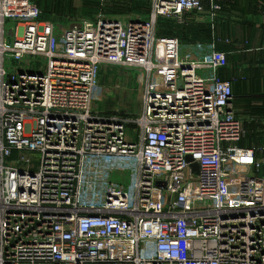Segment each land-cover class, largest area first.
Segmentation results:
<instances>
[{
	"label": "built area",
	"instance_id": "1",
	"mask_svg": "<svg viewBox=\"0 0 264 264\" xmlns=\"http://www.w3.org/2000/svg\"><path fill=\"white\" fill-rule=\"evenodd\" d=\"M209 4L59 26L0 0V264H264V145H243L227 55L156 35L160 18L213 28ZM104 66L147 73L138 116L92 109Z\"/></svg>",
	"mask_w": 264,
	"mask_h": 264
},
{
	"label": "crops",
	"instance_id": "2",
	"mask_svg": "<svg viewBox=\"0 0 264 264\" xmlns=\"http://www.w3.org/2000/svg\"><path fill=\"white\" fill-rule=\"evenodd\" d=\"M214 2L218 4L219 12L213 28L211 26L209 28L211 31L208 38L209 46L215 42V48L224 52L228 59V66L218 74L223 80L233 82L232 91L237 101L235 106H238L237 118L244 123L248 135L253 133L258 137V133L264 134V0H214ZM69 4L76 9L87 8V11H93L85 13L80 21L96 19L101 11L109 10V7L114 11H137L135 8L140 5L142 9L139 10L142 13L136 15V18L142 20L147 18L150 12V0L94 2L80 0ZM204 5L208 8L209 0H204ZM98 11L100 12L95 13ZM200 25H202L200 18L197 19L194 15L187 16L186 26L181 28L186 29L185 32L182 31L186 43L195 44L192 43V35L187 33V30L190 32L191 27ZM190 50L197 51L195 46ZM245 68L246 76H242L240 70L244 71ZM246 142L244 146H248Z\"/></svg>",
	"mask_w": 264,
	"mask_h": 264
},
{
	"label": "rangeland",
	"instance_id": "3",
	"mask_svg": "<svg viewBox=\"0 0 264 264\" xmlns=\"http://www.w3.org/2000/svg\"><path fill=\"white\" fill-rule=\"evenodd\" d=\"M35 3L39 6L42 12V21L43 22H50L54 23L59 26H70L73 23L80 22L81 17L83 15L91 13L93 11H87V8H74L69 3L71 2H78L80 0H34ZM90 2H94L95 0H89ZM204 4V0H203ZM131 5V4H130ZM218 5V4H217ZM129 6V5H128ZM205 6V5H204ZM210 6V4L208 5ZM207 6V7H208ZM77 7V6H76ZM130 7V6H129ZM137 11L135 10H116L114 11L110 7L109 10H103L101 13H124L129 15H139L142 13L139 9L142 7L136 6ZM206 8V6H205ZM209 8V7H208ZM207 8V9H208ZM126 9V8H125ZM95 12V13H99ZM218 15V14H217ZM197 18V17H196ZM200 18L202 25L191 27V31L187 30V33H191L192 35V43L195 44H188L184 41L183 32L186 29H179L177 25L173 23V21L167 19L161 20L157 22L156 26V35H165V36H172L174 38H178L183 40L180 42V53L181 55H185L191 48L194 46L196 50L202 54L208 52L209 48V36H210V22L209 16L207 14L203 15ZM147 20L146 17L143 21ZM95 21V19L91 20ZM211 21V20H210ZM9 23L6 25V29L9 28ZM190 28V27H189ZM183 31V32H182ZM186 34V33H185ZM188 41V40H187ZM11 39H9V44H11ZM41 63H32L33 69L36 71ZM6 70H12L14 67H18V63L12 61V63L6 64ZM242 76H246V68L240 70ZM146 72L140 68H129L123 66H104L102 67L99 77H98V86L95 89L94 96H93V104L92 109L96 112H100L103 114H112L116 113L123 118L135 117L138 116L142 111V104L143 98L146 90L147 85V78ZM234 80V79H233ZM263 85V84H262ZM233 95L235 93L233 92ZM236 96V95H235ZM234 96V97H235ZM235 102H237L235 100ZM235 111L238 106H235ZM238 111V110H237ZM236 111V116H237ZM244 124V123H243ZM130 132V131H129ZM131 133V132H130ZM264 135V134H263ZM262 134H250L248 135V139L246 144L248 146L252 145H264V136ZM250 144V145H249ZM35 168L38 162L39 156L38 154L32 153L31 154ZM17 157V154L14 156L13 159Z\"/></svg>",
	"mask_w": 264,
	"mask_h": 264
},
{
	"label": "trees",
	"instance_id": "4",
	"mask_svg": "<svg viewBox=\"0 0 264 264\" xmlns=\"http://www.w3.org/2000/svg\"><path fill=\"white\" fill-rule=\"evenodd\" d=\"M111 14H114V13H111ZM121 14H124V13H121ZM41 20H42V15H41ZM161 20H164L165 21V19H163V18H160L159 19V21H161ZM167 22H168V20H166ZM173 23L175 24V25H177L174 21H173ZM178 26V25H177ZM186 25H184V26H178V28L180 29V28H184ZM210 27V26H209ZM160 36H162V37H170V36H163V35H160ZM235 98V97H234ZM249 138V137H248Z\"/></svg>",
	"mask_w": 264,
	"mask_h": 264
},
{
	"label": "water",
	"instance_id": "5",
	"mask_svg": "<svg viewBox=\"0 0 264 264\" xmlns=\"http://www.w3.org/2000/svg\"><path fill=\"white\" fill-rule=\"evenodd\" d=\"M195 168V167H194Z\"/></svg>",
	"mask_w": 264,
	"mask_h": 264
}]
</instances>
